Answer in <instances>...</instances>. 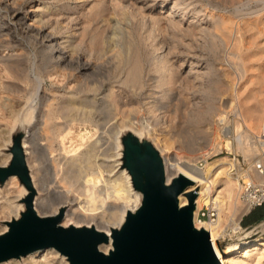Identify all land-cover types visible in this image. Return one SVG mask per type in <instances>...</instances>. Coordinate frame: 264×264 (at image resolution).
<instances>
[{"label": "bare ground", "instance_id": "obj_1", "mask_svg": "<svg viewBox=\"0 0 264 264\" xmlns=\"http://www.w3.org/2000/svg\"><path fill=\"white\" fill-rule=\"evenodd\" d=\"M20 1L0 0V10L5 11L7 13L5 14L11 18L10 21H7L8 19L4 18L0 13L1 68L5 72L4 74L7 73V78L10 76L13 82H15V85L13 83L12 85L15 92H19L17 94H22L20 92L22 91L20 84L30 83L31 85V83H35L34 81L37 82L35 87H33L34 84L31 86L34 90H29L30 92H27L26 95L27 101H33L38 107L42 103V100L44 102L46 99V92L42 86L43 83L48 80L51 82L50 85L53 88V91L49 94V97L52 99L51 102H53V105H51V107L53 106L52 110L50 107L51 111L49 112V108L47 109L45 106L49 112L48 114L42 116L35 115L37 122H34L36 124L31 129H26L28 123L26 115L21 110L17 112L15 109L12 110L13 105L11 107L9 106L10 109L12 108L8 113L11 120L17 114H22V120L18 125H25L22 147L24 151V162L28 168L32 186L35 189L32 201L33 209L38 217L41 218L55 217L62 214L58 222V225L61 227H69L71 225L74 227L86 226L105 232L108 236V241L98 244V249L104 254H109L111 249H113V230L121 226L127 212L135 210L140 202L138 192L132 187L130 174L123 166L121 138L127 131L134 133L138 138H143L144 130L149 136L151 135V131L154 133L155 130L149 128L152 121L154 120L156 122L158 117L159 119L164 118V113L168 110L173 108L178 110L181 106V94L179 95L175 90L174 84L180 82L179 80L181 79L183 70L186 69L187 65L189 66V70H195V68L200 66L195 63L193 64V62L187 64V61H181L182 59L179 57V53L176 54L171 51L172 47L175 48V46L172 45V47H169V45L165 44L164 40H166V37L164 39L163 35L168 37V34H162L164 33L162 31L169 30L170 28L174 31H181L183 29L184 31H196L200 33L205 32L207 29L206 24L210 22L200 17L198 19V9L195 11V7L192 4L197 2L196 4L198 5L199 0H189L184 4H174L170 7L167 14L163 12V9L166 7L165 0H130L128 6L123 4L119 5L120 2L117 1L118 4L115 7L129 16V24L132 25L134 23L141 30H145L146 34L145 32L143 33L145 36L140 34L142 37H140L141 39L138 37L140 40L137 46L133 48L134 50L130 46H126L127 48L124 47L123 50L119 51L118 49L116 51L117 48L114 50L116 44L113 45L115 47L110 50L116 52L112 56L116 58V66L120 74L118 76L119 78H116V80L118 79L116 82L118 84L117 86H109L105 92L101 91L103 94L96 93V95L89 98V94L94 91L91 83L96 80L95 78H99L103 68L106 66V60L104 59L106 54L103 51L104 47L101 43V37H99V29L94 28V36L89 39L86 38V23L84 24L83 22L85 21V2H88V0H76L73 8H69L64 12H56V16L60 19L59 25L63 22L60 29L61 31L63 30L64 34L62 33L59 36L53 32L52 27L49 30L50 27H46V23L39 26L44 21L43 11L45 8L42 7L41 3L33 4V2H30L24 8ZM102 1L100 5L106 8L105 1ZM113 2L116 3V0H113ZM107 5L109 6V4ZM176 6H179V10L176 9ZM157 8L160 9L159 12L156 11ZM199 11L201 16L204 15L201 10ZM82 15H84V21L81 23L80 19ZM94 15L98 16L99 14L97 15L95 13ZM95 17L93 18L94 20L97 18ZM185 18L190 20L186 22ZM102 24L104 27L106 22ZM11 30L31 40L33 46L36 47L39 45V47H36V51L34 49V55L45 67L46 74L43 73L44 75H42L40 73L43 77L41 75L38 77L39 74L35 76V72L32 73L34 74L33 76L29 75V72H26L27 67L24 65V59L26 57H23V52V54L21 53L22 49H24L21 39L14 36L6 40L4 39L6 36L9 37L12 33L9 34ZM9 51H13L14 53L11 54ZM36 66L34 65L33 68H36ZM151 70V73H154L153 76H149L148 74ZM42 72H44V68ZM194 72L198 73V71ZM144 81H149L150 84L147 82L148 88L143 91ZM4 83L1 86L6 89L10 84L7 85L5 83L6 86ZM156 88L157 90H154ZM9 89L13 90L10 86ZM95 89L97 88L95 87ZM140 95L141 102L136 101V97ZM49 97L47 100H49ZM48 102L45 101V103ZM134 103L138 107L134 109L130 108V105L133 107L132 105ZM140 105L143 106V112L146 116L145 127H136V123L134 124L132 122L134 115H137L141 111ZM126 106L132 109L127 110L128 113L123 109ZM107 107L110 108L111 112H116L115 114L117 115L121 112L122 118L120 120L123 121L121 129L118 127L119 129L113 133L114 135L110 137V140H106L107 138L104 139V122H101L102 111L105 108L108 110ZM226 113V110L222 111L217 117L219 124L224 126L222 131L224 137H228L231 133L230 129L226 126ZM263 128L264 124L262 125L260 136L256 139L262 153H264ZM19 129L21 130L22 128L16 129L11 135L9 133L11 144L8 146L9 154L6 159L11 154L12 137ZM76 130L77 133L75 134ZM75 138L78 144H74L75 146L72 149L68 148L66 143L69 141L72 142ZM151 138L154 141L153 143L158 141L156 132L151 135ZM158 142L155 145L159 148L162 157L166 182L169 183L177 173H183L193 182L178 195V204L179 206L187 205L188 198L186 193L193 190L197 191L192 216L193 225L195 228H204L208 232L216 264H240V262H244L243 260H239L237 256L240 248L247 244L246 239L249 236L260 231L264 232V220L253 226L250 230L240 231L242 228L238 225V221L248 208L241 200L242 185L238 182V179L231 177L236 175L231 172V167L234 166L235 159H232L231 162L224 157L214 162H207L206 159L215 150V143L213 141L209 147L203 148L204 151L192 145L190 151L195 153L193 155L194 159L181 158L176 160L173 156L169 155V149H167L166 145L161 144L159 146ZM203 142L205 143L206 141ZM70 146L72 147V145ZM226 147V149L231 150L229 142H226ZM241 149H243V152L250 151L247 146H242ZM200 159L205 161V166L199 167L197 165V161ZM44 165H49L54 170L55 179L52 182L48 183L42 174ZM75 171H79L78 177L83 179L77 192L83 198L81 197L82 201L78 204L72 203L70 195L72 192L68 190L69 187L66 188L59 184L61 181H59L61 179L60 177L65 176L66 178H70ZM255 174L256 180H260L261 175L257 172ZM249 176L250 174L243 172L242 176L238 177L246 179ZM6 181L7 185L14 188L20 187L18 186V182L20 183V181L16 175H10L3 184ZM22 191L23 196L25 189H22ZM25 196L21 199L23 204ZM2 204L0 206V213L3 212L4 214L6 206L4 204V207ZM205 205L209 209L212 208L215 210V218L210 217L203 222L198 218V212ZM24 210L25 207L21 211L19 207L18 214L14 218H5L7 222L0 228V235L8 230V223L12 219L19 218L21 212ZM107 218L109 219L106 220ZM91 221L96 222V225L95 223L92 224ZM99 224L104 225L105 228L102 227L104 229H100L101 227L99 228V226L101 225ZM225 224L226 227L224 226ZM228 229L231 230L232 235H230L226 245L222 247L220 242L224 239ZM237 232L240 233L236 234ZM254 250L257 256V262H259L264 257V239L255 243ZM58 253L60 252L52 246L39 247L29 251L25 255H21L19 258L13 257L0 261V264H22V261L25 264H48ZM60 254L65 256L62 253ZM47 255H53V258L48 260L47 263H43V260H40V256L47 261ZM38 256L39 259L36 258ZM64 263L67 264L68 260L64 261Z\"/></svg>", "mask_w": 264, "mask_h": 264}, {"label": "rangeland", "instance_id": "obj_2", "mask_svg": "<svg viewBox=\"0 0 264 264\" xmlns=\"http://www.w3.org/2000/svg\"><path fill=\"white\" fill-rule=\"evenodd\" d=\"M94 1L95 2L98 1L96 2L97 4ZM104 1L106 8L100 5L102 4L101 2H103L102 0L101 1L88 0V2H85L86 9L84 10L85 18L87 17V15L88 17L86 19L84 18V15L81 16L82 18L80 17L81 23L84 20L85 21L83 23L84 24L86 23L85 24L86 26L84 25L86 27V32H87L86 38L89 39L92 36H94L95 34L94 28L99 29L100 32L99 37H101V43L102 46L104 47L103 51L105 52L106 57L109 55L107 58L106 57L104 58L106 60L105 61L106 66L105 68H103L101 72L102 74L99 75V78L98 77L95 78L96 80H94L91 83L93 86L90 84L91 87H94V91L89 94V98L96 95V93L97 94L101 93V91L105 92L109 86H117L118 84L116 83L118 80V79L116 80V78H119L118 76L120 74L116 66L117 65L116 58L115 56H112L116 52L115 51L112 52L110 49L114 48L115 46L116 47L114 50H116L117 48L116 51H118V49L119 51H121L124 49V47L127 48L126 46H130L133 49L137 46L138 41L141 39L140 37H142L141 35L145 36L146 34L145 30L142 29L143 30L142 31L141 28L136 26L134 23H132L133 26L129 24L130 21L129 16L124 12H122L117 7H115L118 4V2H120L119 5L123 4L128 6L130 0H116V3L113 2V0H104ZM165 1H166V7L163 9V12H166L165 14H167L172 5L177 3L184 4L187 3L189 0H184V1L165 0ZM30 2H33V4L41 3L42 7L45 8L43 11L44 21L40 23V25L39 24L38 25L42 26L46 23V27L49 26L50 27L49 30H51L52 27L53 32L59 36L60 34L63 33V30L61 31L60 29V27L63 25V22L61 23V25H59L60 19H58V17L56 16V12L57 13L64 12L69 8L70 9L73 8L74 7L73 5H75L76 0H21L20 1V3L24 8L28 6ZM106 3L109 4V6ZM196 3L197 2H195V4ZM195 4L192 5H194L193 7H195L194 8L195 11L198 9L197 10L199 13V14L197 13L198 19L201 18L210 22L206 24L207 29L205 30V32L204 31L200 32L201 33L200 34L199 32L196 31L189 32V31H184L183 29H182L183 31L182 30L174 31L173 29L169 28V30L162 31L164 32L162 34L165 33H166L165 35L168 34V37L170 38L163 35L164 39L166 37V40H164V42L165 44L169 45V47H172V45L175 46V48L172 47L171 51L175 52L176 54L179 53L178 55L179 57H181L182 59L181 61L185 60L187 61V64L193 62V64L195 63L200 66L197 68L194 67L195 70H189L188 69L189 66L186 64L187 67L186 69L183 70L181 79L179 80L180 82L174 84L175 90L178 92L179 95L181 94L180 95L181 96L180 99L182 102L180 103L181 106L179 107L178 110L175 108L170 109L171 111L168 110L167 111L168 113L167 112L164 113V118L159 119L158 117V119L156 118L157 119L156 122L153 120L152 124L149 125V128L155 130L156 136L158 138L157 140L159 141V142L156 141L158 142V145L161 146V144H165L167 149L170 150V151L168 150L169 155L173 156L174 159L176 160L181 158L194 159L193 155H195V153H192V151H190L192 145H194L198 149L203 150L204 147H209L211 143L214 141L215 150L213 154L206 159V161L214 162L218 159L225 157L232 162V157L235 156L236 158L239 159L241 165H239L235 160L234 162L235 164L233 163V165L236 167L237 171H236V175L235 176L233 175L231 177L238 179V182L241 184L242 178H239L238 176H242L243 172H247L248 174H250V176L252 174L254 178L257 179L255 176L256 171H254L253 169V162L255 160H262L264 162V153H262V151L260 150V146H258L256 142V139L260 136L262 125L264 124V0H199L198 5ZM179 6H176V9L179 10ZM199 10H201L202 14L204 15L201 16ZM156 11L159 12L160 9L157 8ZM0 13L4 18L8 19L7 21L11 20V18H9V15H6L7 13L5 11L0 10ZM95 13H97V15L99 14L98 15L99 17L96 15L93 16V14ZM94 17L96 18V20L93 19ZM101 19L102 21L103 20L104 21L102 22ZM185 20L187 22L190 19L185 18ZM105 22H106L105 25L107 26L104 25L103 27L102 23ZM57 30L59 33L57 32ZM144 32L145 34H143ZM9 34H10L9 37L6 36L5 38L4 37L3 38L6 40L7 38L9 39L10 37L14 36L20 38L22 41V46L24 49H22L21 53L23 52L24 53V54L22 53L23 57H26V59H24L25 61L24 65L25 67H27L26 72L27 73L29 72L28 74L31 76H33L34 74L35 76L39 74L38 77H40L41 74L44 75L43 73L46 72L45 67L42 63H40V61L36 59V56L34 55L37 49L36 47H39V45H37L36 47L33 46L32 45L33 43L31 44L32 42L31 40L26 38L24 35L15 32L14 30H11ZM113 45L115 46L113 47ZM9 52L11 54L14 53L13 51H9ZM34 62L35 63L38 62L37 63L38 65L35 64ZM33 64L35 66L37 65L36 68L35 67L33 68L34 66ZM43 68H44V72H42ZM0 69H1L0 70V111H1L0 112V141H1L0 167H1L4 164H7L11 157L10 154L9 158L6 159V157L9 154L8 146L11 144L10 135L12 134L13 131H15L18 128H22L23 130H25L24 124L18 125V123L22 120V114L21 115L17 114L16 117L11 120V117L8 114L9 110L12 109V108L10 109V107L13 105L12 110L15 109L16 112L21 110L22 113L26 115V117L28 118L26 129L27 130L31 129L32 126L36 124L34 122H37L35 115L38 114L39 116H42L44 114H48L52 110L53 106L51 107V105H53V102H51L52 99L51 97H49V94H51L53 88L50 85L51 82H49L48 80H46L43 83L42 85L43 90L46 92V93L44 92L46 96L45 101L46 102L49 101V102L45 103V101L43 102L42 100V103L38 107V105L36 106V104L33 101L31 100L27 101V95H26L27 92L29 93L30 91L34 90L32 88L35 87V84H37V82L34 81L35 83H31V85L30 83L20 84V88L22 90L20 92L22 94H17L19 92L16 93L15 89H13V85H15V82H13L12 78L9 75H8L9 77L7 78V73L4 74L5 72H3L1 65H0ZM194 71H198V73H195ZM33 72L35 73L32 74ZM149 72H150L148 73L149 76H153L154 73H151L152 70ZM4 82L7 83V85L10 84L7 87L8 89L6 88L7 90L2 88L3 86H1V84H3ZM147 82L149 81H144V85H143L144 87H142L143 91L148 88ZM172 82L174 83V81ZM9 86L12 87L13 90H10L11 88L9 89ZM95 87L97 89H95ZM154 90H157V88ZM48 97L49 100H47ZM136 101L141 102V95L136 97ZM45 106L47 107V109L49 108L48 110L49 112L47 111ZM132 106L133 107H131L130 105V108L132 109L138 107L137 104L135 103ZM141 107H140L141 111L137 115H134L133 117L134 120H132L134 124L136 123L135 124L136 127L146 126V116L143 112L144 110L143 106ZM107 108L108 110L105 108L106 110L104 109L102 111L101 122L105 123V124L103 123L104 139L107 138L106 140H110L111 139L110 137H113L114 135L113 133L119 129L118 127H120L121 129V126L123 125L122 124L123 121L120 120L122 118V115L120 114L121 112L119 110L118 111L120 113L117 115L115 114L116 112L114 111L111 112L109 107ZM130 108L126 106L123 109L126 110L125 112H127V110H132ZM225 110L227 112L226 126L231 131L228 137H224L222 133L224 126L219 124V122L217 121L218 115ZM152 132L153 131H151V135L155 133ZM1 133L4 134L2 135ZM76 133L77 130L75 134ZM151 135L149 136V134L144 130L143 137L148 138L155 146V148L159 151V148L155 145L156 142L153 143L154 141L151 138ZM202 140L206 142L204 143ZM226 142L230 143L231 150L226 149L227 148ZM74 144L75 145L78 144L76 138L72 140V142L70 141L67 142L66 146L72 149L75 146ZM70 145H72V147ZM242 146L243 147L247 146L248 150L250 151L243 152V149H241ZM197 165L199 167H203L205 166V161L203 159H200L197 161ZM43 170L44 171L42 172V174L43 176H45L48 183L52 182L55 179L53 168L49 165L46 166L44 165ZM75 172L70 178L68 177L66 178L64 176V177H60L61 178L59 179V181L61 180L60 182L57 179L56 181H58L61 186H65L66 188L69 187L68 190L72 192L70 193L72 203L78 204L79 202L82 201L81 199L83 198L81 195H79V193H77L83 179L78 177L79 171H75ZM18 186H20L22 189H25L24 195L28 193L27 189L19 182H18ZM20 187L14 188L10 185H7V181L5 184L0 185V206L3 203L2 205L4 206L5 204L6 207L5 206L4 207L6 209L10 207L8 210H11L8 211L4 209L5 213L4 214L3 212L0 213L1 216L0 228L6 224L7 222L6 219L14 218L18 214L19 207H20V211L24 209V204L21 202V199L24 197V195L22 196L23 191ZM13 211L15 212V214ZM244 215L245 214H243L238 221V225L242 228L240 231L250 230L252 229L253 226L259 224L261 221L264 220L263 219L252 225L244 227L241 225V219L244 217ZM108 219L109 218H107L106 220ZM206 220L207 219L205 217H201L200 221L204 222ZM91 223L92 224L95 223L96 225V222L94 221H91ZM99 225H101L99 226V228L101 227L100 229L103 230L105 228L104 225L103 226L102 224ZM224 226L226 227V224ZM228 230L225 234L224 239H222L220 242L222 247L226 245V243L230 238V235H232L231 230L230 229ZM239 233L237 232L236 234ZM263 239H264V232L261 231L252 234L246 239L247 244L243 245L240 248V252L237 255L239 260L244 261V262H240V264H255V262L256 264H264V259H263L264 257L261 258L259 262H257V258H256L257 256L255 255V250H254L255 243ZM41 257L42 256H40V260L41 261L43 260L42 261L43 263H47L48 260H51V258H53V255H47L48 257L47 261ZM36 258L39 259V256ZM66 260H67L66 256H63L60 253H58L56 256H54L53 260L48 262V264H65L64 261ZM22 262H21L22 264H25L24 261ZM67 264H69V262Z\"/></svg>", "mask_w": 264, "mask_h": 264}, {"label": "water", "instance_id": "obj_3", "mask_svg": "<svg viewBox=\"0 0 264 264\" xmlns=\"http://www.w3.org/2000/svg\"><path fill=\"white\" fill-rule=\"evenodd\" d=\"M24 133L19 129L14 134L10 160L0 167V185L16 175L28 191L23 199L25 210L0 235V261L52 246L69 264H216L208 232L193 225L197 191L186 193L187 205L178 204V195L192 180L177 173L167 183L162 157L148 138H138L130 131L121 138L123 166L140 202L113 230V249L104 254L98 244L108 241L105 232L86 226L61 227L62 214L45 218L36 214L32 206L35 189L24 162Z\"/></svg>", "mask_w": 264, "mask_h": 264}, {"label": "built area", "instance_id": "obj_4", "mask_svg": "<svg viewBox=\"0 0 264 264\" xmlns=\"http://www.w3.org/2000/svg\"><path fill=\"white\" fill-rule=\"evenodd\" d=\"M262 134L264 135V128L262 130ZM232 159H235L239 165V159L235 156L232 157ZM200 162V161H199ZM253 169L256 171L259 175H261L260 180H256L254 176L251 174V176L247 177L246 179H241V200L245 204V206L248 208L244 214L250 212L253 208L258 207L264 203V162L262 160H255L253 162ZM236 167H231V172L236 174ZM215 210L212 208L209 209L206 205L203 206L199 212H198V218L201 219V217L208 218H214L215 217Z\"/></svg>", "mask_w": 264, "mask_h": 264}, {"label": "trees", "instance_id": "obj_5", "mask_svg": "<svg viewBox=\"0 0 264 264\" xmlns=\"http://www.w3.org/2000/svg\"><path fill=\"white\" fill-rule=\"evenodd\" d=\"M264 219V203L253 208L247 215L241 219V225L247 227Z\"/></svg>", "mask_w": 264, "mask_h": 264}, {"label": "crops", "instance_id": "obj_6", "mask_svg": "<svg viewBox=\"0 0 264 264\" xmlns=\"http://www.w3.org/2000/svg\"><path fill=\"white\" fill-rule=\"evenodd\" d=\"M248 213H249V212H248ZM248 213H246L245 215H247ZM245 215H244V216H245Z\"/></svg>", "mask_w": 264, "mask_h": 264}]
</instances>
